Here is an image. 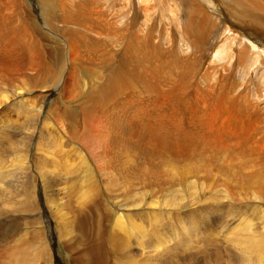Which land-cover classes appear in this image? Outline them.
I'll use <instances>...</instances> for the list:
<instances>
[{
    "label": "bare ground",
    "instance_id": "1",
    "mask_svg": "<svg viewBox=\"0 0 264 264\" xmlns=\"http://www.w3.org/2000/svg\"><path fill=\"white\" fill-rule=\"evenodd\" d=\"M200 1L39 0L27 8L24 0H0V84L13 87L16 97L55 69L52 76L61 73L57 80L65 82V96L80 89L75 97L83 116L94 110L96 128L108 121L110 135L93 140L95 129L87 137L66 133L92 155L98 170L120 155L134 164L139 152L182 154L186 187L195 185V176H207L209 191L256 214L258 229L245 224L242 232L231 230L230 239L238 241L243 264H264V38L237 30L208 0ZM227 2L241 9L239 15L255 34H264L253 25L262 24L255 11L263 15L264 1ZM32 18L46 30L35 28ZM46 31L54 39L38 40ZM96 67L102 76L100 71L94 77L77 74L90 75ZM6 91L0 87V100L7 99ZM107 101L114 106L102 120ZM83 182L94 187L90 177ZM129 198L111 201L116 210L126 211L143 200L128 204ZM125 215L127 226H133ZM120 219L118 213L115 222L125 234ZM115 239L113 244L120 243V237ZM101 256L92 245L84 258L74 259L106 264Z\"/></svg>",
    "mask_w": 264,
    "mask_h": 264
},
{
    "label": "rangeland",
    "instance_id": "2",
    "mask_svg": "<svg viewBox=\"0 0 264 264\" xmlns=\"http://www.w3.org/2000/svg\"><path fill=\"white\" fill-rule=\"evenodd\" d=\"M208 1L218 16L226 15L239 26L237 30L264 38V34L261 37L249 28L239 15L240 8L231 7L227 0ZM24 2L30 8L39 0ZM255 13L261 16L262 24L253 25L263 30L264 12ZM213 17L217 18L215 12ZM33 22L35 28L46 30L40 20ZM24 25L18 24L20 28ZM43 36L38 40L54 39L51 32H43ZM97 71L102 76L98 67L90 75L82 71L77 74L94 77ZM53 73L58 72L47 71L16 97L11 96L13 87L0 84L7 90V99L0 100V264H81L79 260L92 245L106 264H243L240 245L230 239V232L241 231L245 224L258 229L256 214L244 203L209 191L207 185L212 179L207 176H195V185L186 187L183 155L179 153L139 152L134 164L120 155L107 169L98 170L92 155L66 132L87 137L95 129L93 140L97 136L106 138L110 124L105 121L96 128V112L92 110L87 119L81 112L75 97L80 89L65 96V82L57 80L61 73ZM113 106L107 101L99 118L103 120L105 114L112 113ZM82 121H87L86 125ZM89 177L94 187L83 182ZM219 177L216 174L214 180ZM117 196H130L128 204L143 200L129 210H116L111 198ZM118 213L125 234L121 225H116ZM125 213L130 214L133 226H127ZM116 236L121 239L115 242L118 247L113 246Z\"/></svg>",
    "mask_w": 264,
    "mask_h": 264
}]
</instances>
